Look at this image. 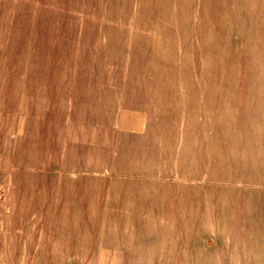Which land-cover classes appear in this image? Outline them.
I'll use <instances>...</instances> for the list:
<instances>
[{
  "label": "rangeland",
  "instance_id": "obj_1",
  "mask_svg": "<svg viewBox=\"0 0 264 264\" xmlns=\"http://www.w3.org/2000/svg\"><path fill=\"white\" fill-rule=\"evenodd\" d=\"M166 10L162 0H0V264H84L60 259V234H99L113 226L107 221L127 219L172 234V250L150 264H264V175L198 172L206 143L196 136L209 134L202 129H191V172L176 170L169 154L177 148L165 126L173 105L187 113L191 104L199 110L202 100L192 97L191 103L180 88L185 43L174 22L162 18ZM236 12L248 14L238 0H190L182 16L191 25L194 82L219 85L223 69L230 87H247L238 55L244 32L231 20ZM224 47L235 57V73L229 63L208 73L204 63ZM154 66L163 91L154 88ZM168 68L176 77V101L166 83ZM180 129L181 120L174 143L183 136ZM233 148L243 149L239 143ZM62 185L101 186L106 190L93 194L105 198L84 202L77 217H68ZM116 185L166 187L147 194H167L172 202L132 197L121 204L157 212L142 218L79 214L111 208Z\"/></svg>",
  "mask_w": 264,
  "mask_h": 264
},
{
  "label": "bare ground",
  "instance_id": "obj_2",
  "mask_svg": "<svg viewBox=\"0 0 264 264\" xmlns=\"http://www.w3.org/2000/svg\"><path fill=\"white\" fill-rule=\"evenodd\" d=\"M162 4L167 9L162 14V18H166L171 23L174 22L185 43L183 72L177 74L182 78L180 88L184 95L189 97L191 103H193L192 97L202 100L199 110L193 108L191 104L187 113L182 112L174 104L173 115L165 119L167 120L165 126L169 132L167 136L171 139L172 148L177 147L175 151H169L171 159L177 167L176 170L182 172H191L192 170L191 167L186 166L187 160L189 161L191 158L187 146L191 141V129L196 128L209 131L207 135H204V132L202 134L199 132V135L196 136L197 139L206 143L204 150H200L203 154L199 153L202 164H199L198 172L203 170L202 174L209 175L211 178L225 174L230 176L238 171L264 175V0H238L242 11L247 10L248 14L238 12L231 14V20H235L243 28L245 38V43L243 42V47L239 49L240 54H238L243 57L244 61L242 69L244 80L241 81L247 85L242 89H233L229 86L231 76L223 69L220 70L222 80L225 81L219 85L211 80H204L201 83L193 81L188 69V49L194 47L190 40L192 35H189L191 25L187 17L182 16L190 11V0H162ZM142 10L153 13V10ZM227 20L228 18L225 17L222 22L225 23ZM221 27L224 28L225 25L221 23ZM166 30L170 32V29ZM203 41L205 47L211 48L209 34H206ZM227 51V47L220 48L218 53L220 52L221 55L216 59L209 57L203 68L209 73L219 66L224 67L229 63L232 74L235 73L236 64L231 61L235 57ZM152 71L155 74L154 88L163 91V79L158 67L154 66ZM166 83L172 101H176V77L173 68H168ZM226 83L229 87L224 86ZM179 116L180 131H183V136L177 143H174L176 140L174 131L175 127L179 126ZM237 143L243 147L240 152L232 150L234 149L233 145ZM226 148L230 150H226ZM193 170L195 171L194 168ZM187 176L191 177L188 174L184 175V177Z\"/></svg>",
  "mask_w": 264,
  "mask_h": 264
},
{
  "label": "crops",
  "instance_id": "obj_3",
  "mask_svg": "<svg viewBox=\"0 0 264 264\" xmlns=\"http://www.w3.org/2000/svg\"><path fill=\"white\" fill-rule=\"evenodd\" d=\"M58 192L59 198L63 202L62 208L65 216L77 217L78 208H86L83 203L93 202L96 198H105V196L93 194L94 192H103L101 186H83L78 189L77 185H62ZM169 189L159 187L150 189L147 186L140 185L137 188L128 189L124 185H116L111 189L112 194L109 196L110 203H113L111 208H96L93 211H80V215H100L108 218H118V216H143L157 214L155 211H150L148 207H125L121 204L126 203L128 198H136L140 203H148L151 198H164L161 202L171 203L169 195H150L153 192H166ZM130 192L134 194H129ZM170 198V199H169ZM102 200V199H101ZM92 207V206H91ZM90 208V207H89ZM155 207H153V210ZM118 220V219H117ZM71 222V221H70ZM112 227L100 232L99 234H90L82 237L74 232L68 234L62 233L59 237L58 248L60 247V259L64 260L69 256L74 257V260L83 261L84 264H150L159 255H164L171 251L174 243L171 233L163 231L149 230L143 226L145 220L139 219L135 221V225L131 226V221L128 219L125 222L107 221ZM112 223V224H111ZM120 223V224H114ZM121 223L125 226L121 227ZM136 223L141 224L137 226ZM134 224V223H133ZM109 225V226H110ZM153 232V233H150ZM66 249L70 251V255L66 257L63 253ZM45 248L41 250V245H38V256L45 259ZM171 252H169L170 254ZM172 254V253H171ZM153 260H152V259ZM42 259V260H43ZM156 262V260H155ZM65 263V262H62Z\"/></svg>",
  "mask_w": 264,
  "mask_h": 264
}]
</instances>
